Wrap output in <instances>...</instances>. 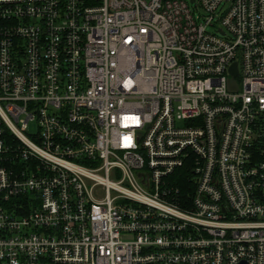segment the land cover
Wrapping results in <instances>:
<instances>
[{"label":"built area","instance_id":"1","mask_svg":"<svg viewBox=\"0 0 264 264\" xmlns=\"http://www.w3.org/2000/svg\"><path fill=\"white\" fill-rule=\"evenodd\" d=\"M240 261L264 264V0H0V264Z\"/></svg>","mask_w":264,"mask_h":264},{"label":"water","instance_id":"2","mask_svg":"<svg viewBox=\"0 0 264 264\" xmlns=\"http://www.w3.org/2000/svg\"><path fill=\"white\" fill-rule=\"evenodd\" d=\"M230 72L232 75L237 74V65L236 62H233L230 66ZM233 78L230 79V87H233ZM238 264H246L245 261H240Z\"/></svg>","mask_w":264,"mask_h":264},{"label":"trees","instance_id":"3","mask_svg":"<svg viewBox=\"0 0 264 264\" xmlns=\"http://www.w3.org/2000/svg\"><path fill=\"white\" fill-rule=\"evenodd\" d=\"M177 179H178V182L180 183V184H182V183H184L185 182V179H186V173L185 172H183V171H181V172H178V174H177ZM184 185H185V183H184Z\"/></svg>","mask_w":264,"mask_h":264},{"label":"rangeland","instance_id":"4","mask_svg":"<svg viewBox=\"0 0 264 264\" xmlns=\"http://www.w3.org/2000/svg\"><path fill=\"white\" fill-rule=\"evenodd\" d=\"M29 127H30L31 130H35V128H36L34 123H31V124L29 125Z\"/></svg>","mask_w":264,"mask_h":264}]
</instances>
